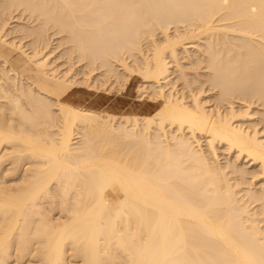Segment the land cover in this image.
I'll return each mask as SVG.
<instances>
[{"label": "bare ground", "instance_id": "obj_1", "mask_svg": "<svg viewBox=\"0 0 264 264\" xmlns=\"http://www.w3.org/2000/svg\"><path fill=\"white\" fill-rule=\"evenodd\" d=\"M0 43L25 57L0 54V264H264V128L240 123L254 98L264 123V0H0ZM134 75L154 112L67 99Z\"/></svg>", "mask_w": 264, "mask_h": 264}, {"label": "rangeland", "instance_id": "obj_2", "mask_svg": "<svg viewBox=\"0 0 264 264\" xmlns=\"http://www.w3.org/2000/svg\"><path fill=\"white\" fill-rule=\"evenodd\" d=\"M14 9H11V10H7L8 11V15H9V18L11 17L12 18V20L13 21H11L10 19V24H9V26H8V28H7V31L5 32V36H4V39H8V42L9 41H11L13 38H14V40H12V41H15V42H18V43H20V38H21V43L22 44H24L25 45V49H27L28 51L27 52H30V51H32V48H31V45H30V40L29 39H31L30 37H28L27 39L26 38H22L21 37V33L19 34V32H16L17 30H19V28L21 27V26H24V27H28V25H30V27H32V26H34V24L36 25V23L37 22H35V21H33V19H30V17L27 15V14H25V17H26V21H25V19H24V16H22V15H20L21 13L18 11V10H15V14L18 16H15V14H14V11H13ZM7 11H5L4 12V17L5 18H7L8 17V15L6 16V12ZM11 11V12H10ZM13 12V13H12ZM12 14L14 15L13 17H12ZM20 15V17L22 18V22H21V20H19L20 19V17H19V15ZM24 15V14H23ZM16 17L18 18V20H16ZM15 19V20H14ZM29 19V20H28ZM33 21V24H32V22L31 21ZM15 21H17V22H15ZM20 22L22 23V24H20ZM14 23V24H13ZM28 25H27V24ZM20 24V25H19ZM11 26V27H10ZM18 26H19V28H18ZM10 28V29H9ZM14 28V30H12ZM50 30L51 31H53L52 29H49L48 30V33H49V35L51 34V32H50ZM172 29H170L169 30V33H171L172 31H171ZM9 32H10V34H9ZM173 32H174V30H173ZM12 33V34H11ZM14 33H15V35H14ZM174 34V33H173ZM12 35V36H11ZM14 35V36H13ZM20 35V36H19ZM53 35V34H52ZM52 35H50L49 37H50V43H49V45L52 43V41H51V39L53 38H51V36ZM61 34H59V36H60ZM159 35V34H158ZM158 35H156L155 37H157V38H155V39H157V40H160V39H162V36L160 35V37H158ZM16 36V37H15ZM57 36H58V34H57ZM56 35H55V38H53L52 40H53V44H51V46H49L48 45V47H49V49L48 50H46V49H44V52L45 53H47V51H48V54L49 55H51V54H53L52 56H50V59H51V57H53L51 60L52 61H54L55 62V64L59 67V69H60V71H65L64 69H68V68H71L72 69V71H73V69H74V67L76 66V69H74V71H76L77 70V66H78V71H81L82 69V66H83V61L85 62V60H83V61H79L77 58H76V56H75V54H71V55H67L66 54V49H64V48H66L67 46H68V44L65 42V40H63L62 41V36H61V38L59 37V39H58V37H57ZM15 38H16V40H15ZM57 39V40H56ZM27 40H28V42H29V44H27L28 42H27ZM56 40V41H55ZM62 41V42H61ZM66 44V46H65V44ZM57 44V45H56ZM60 44H63V46L62 45H60ZM0 45H3V44H1L0 43ZM26 45H27V48H26ZM53 45L55 46L54 48L55 49H52L53 48ZM146 45V44H145ZM145 45H143V47H144V49H146L145 48ZM30 46V47H29ZM58 46H60V48L58 47ZM5 47V46H4ZM47 47V48H48ZM0 48H1V46H0ZM30 48H31V50H30ZM53 50V52H52V50ZM190 49H192V50H190ZM189 50H190V53H192V52H194V48H190ZM46 50V51H45ZM51 52H50V51ZM65 50V51H64ZM58 51H60V53L58 52ZM62 51V52H61ZM62 53L64 54V55H62ZM55 55H57V56H59L58 58L60 59V60H58V58H57V56H55ZM12 58H14L15 56H19V58H20V60L18 61V64L16 65V67H18L22 62H24L25 61V57H23V53H22V55H21V52L19 51V50H17V51H15V53L13 52L12 53ZM72 56V57H71ZM74 56V57H73ZM56 58H57V60H58V62L60 63L59 65H58V62H56ZM62 58H63V60H62ZM73 59V61H71ZM62 60V61H61ZM78 60V61H77ZM128 60H129V62L131 61V59H129L128 58ZM127 60V61H128ZM11 61V60H10ZM184 64H185V66L186 67H188V69L187 70H191L193 73H191V71H190V73H188L189 75H188V77L190 78H192V77H195V75L198 73V72H203L202 71V69H198L197 67H193L192 68V66H191V68H190V65H188L187 66V63H189L188 62V60H186V59H182L181 60ZM12 63H16V60H15V58L11 61ZM69 62H70V64H69ZM74 62H76V63H74ZM187 62V63H186ZM66 63V64H65ZM81 63V64H80ZM131 63V62H130ZM73 64V66H70V65H72ZM77 64V65H76ZM79 64V65H78ZM86 65V63L84 64V66ZM174 65V63H172V66ZM67 68H66V67ZM83 66V69L84 68H86V67H84ZM64 67V68H63ZM120 68V67H119ZM195 68H197V69H195ZM63 69V70H62ZM173 69V68H172ZM85 70V69H84ZM99 71H100V73L102 72V69H98ZM200 70V71H199ZM97 71V70H96ZM94 71V72H92V74H93V76H95L96 75V73H97V76H98V78H97V76H96V79H98V85H100V84H102V82L104 81V78H102V80H101V82H100V76H99V72L97 71ZM189 71H187V72H189ZM195 71V72H194ZM95 74V75H94ZM193 74V75H192ZM201 74V73H200ZM202 75V74H201ZM81 75L79 74V77H80ZM203 77H204V74L202 75ZM202 76H199V77H201L198 81H196V83H200L201 81H203L204 80V78L202 77ZM174 77H175V74H174ZM100 78V79H99ZM113 81V78H111L110 79V81H109V83L111 82V83H114V87H113V85L112 84H109L108 83V81H107V84H106V87L104 86V87H102V88H98L97 90L96 89H92V90H89V89H87L86 87H81V88H74V89H72L70 92H69V94L71 93V92H73V91H75V92H81L82 90H84L86 93H88V94H90L92 91L94 92L95 91V93H98L100 96H103V97H107V98H111V99H113V98H116V103H117V105L118 106H116L115 107V109L114 110H109V109H104V108H102V109H98V110H102V111H111L112 113H116V114H149V113H152V112H154L157 108V104H155L156 102L153 100V98H151V97H148L147 95H141L142 93H143V89H141V85H142V83H141V81H142V78H141V76L140 75H134L130 80H129V82H128V84H126L125 85V88L123 87L124 85L122 84V82H120V83H115V82H112ZM174 80H175V78H174ZM97 82V81H96ZM120 84H121V88H120ZM139 84H140V87H139ZM108 85H109V87H108ZM116 85V86H115ZM177 85L179 86L178 88L179 89H182L183 88V85H182V83H181V81L179 80L178 82H177ZM196 85L197 84H192V88L195 86V88H193V89H196V91H198V86L199 85H197V87H196ZM112 86V87H111ZM138 87L141 89V93L139 92V93H137L138 92ZM143 87V86H142ZM115 88V89H114ZM124 88V89H123ZM107 89V90H106ZM114 89V90H113ZM139 89V90H140ZM187 89V91H184V92H186V94L188 95V88H184V90H186ZM213 88H209V86H208V84L206 83V84H204L203 86H202V90L204 91L203 93H206V94H203L202 93V99L204 100L205 99V101L207 100V108H210V109H213V108H211V106L213 107V106H215V107H217V109H219L220 111H223V110H225L227 107H228V104L226 103V102H221V101H217L218 99H217V97L215 98L214 97V95H216L217 93V90H215V89H213ZM208 90V91H207ZM109 91H111V92H109ZM195 91V90H194ZM195 91V92H196ZM216 91V92H215ZM69 94H68V96H67V99H68V101L69 102H71V103H73V104H76V103H74V102H72V101H70L69 100ZM138 94H139V98H138ZM212 95V96H211ZM125 96V97H124ZM142 98H141V97ZM147 97H148V99H147ZM205 97H207V98H205ZM211 97V98H210ZM212 97H214V99H215V101H214V99L212 98ZM210 99V100H209ZM213 99V101H211ZM256 98H254L253 100H251V102L249 101L248 102V104H249V106H250V112H252V114H253V116H252V119L251 120H248V121H246V120H244V121H242V120H240V123H242V124H245V123H248V124H246V125H243V127H248V126H251V127H256V128H260V130H261V128H264V123H262V120H261V115H260V112L259 111H261L262 110V107H259L260 106V103L257 101V100H255ZM153 100V101H152ZM213 102H215V103H213ZM216 102H218V104H216ZM220 102V103H219ZM236 102V103H235ZM235 102L233 103V106H235V109L236 110H240V109H242L243 110V108H244V106L245 105H247L246 103H243V101H240V100H235ZM255 102V104H253ZM211 104V106H210V104ZM243 104V106H242V104ZM213 104V105H212ZM241 104V105H240ZM76 105H79V106H83V105H80V104H76ZM242 106L241 108H239L240 106ZM255 105V106H254ZM86 107H90V108H93L92 106H90V105H85ZM85 106H83V107H85ZM224 106V107H223ZM227 106V107H226ZM259 108V109H258ZM254 109V110H253ZM255 109H257V110H255ZM261 109V110H260ZM257 112H259V117H258V113ZM257 113V114H256ZM254 117H256L255 119H254ZM258 118V119H257ZM255 121V122H254ZM255 123H256V125H255ZM261 123V124H260ZM262 126V127H261ZM261 131H263L262 133H264V129H262ZM201 142L203 143L202 144V146H203V148L205 147V141L202 139L201 140ZM206 148V147H205ZM221 149V150H220ZM223 153H222V152ZM218 152H219V156H221L220 158H219V161L221 162V163H224L225 161H223V159H225L226 160V158H228V155L224 152V149L222 148V147H219L218 146ZM226 155H227V157H226ZM222 158V159H221ZM242 162H244V160H242ZM246 167H248L247 169L251 172V173H256L257 171H258V167H256L255 168V166H250V165H248L247 164V166ZM251 169H256L255 171L253 170V171H251ZM256 179V178H255ZM258 179V178H257ZM257 185V187H258V185H259V182H257V180H256V182H255Z\"/></svg>", "mask_w": 264, "mask_h": 264}, {"label": "crops", "instance_id": "obj_3", "mask_svg": "<svg viewBox=\"0 0 264 264\" xmlns=\"http://www.w3.org/2000/svg\"><path fill=\"white\" fill-rule=\"evenodd\" d=\"M0 54L4 55L8 60H13L11 54H9L4 45H0ZM69 100L80 105H90L95 109H109L114 110L117 105L116 98H107L100 96L98 93L91 92L90 94L86 93L84 90L81 92H71L69 94Z\"/></svg>", "mask_w": 264, "mask_h": 264}]
</instances>
